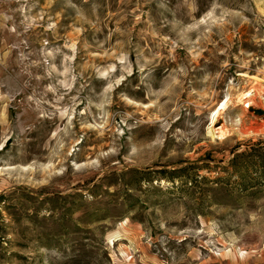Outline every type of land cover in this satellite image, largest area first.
Segmentation results:
<instances>
[{
  "label": "rangeland",
  "instance_id": "obj_1",
  "mask_svg": "<svg viewBox=\"0 0 264 264\" xmlns=\"http://www.w3.org/2000/svg\"><path fill=\"white\" fill-rule=\"evenodd\" d=\"M260 110L264 0H0V264H264Z\"/></svg>",
  "mask_w": 264,
  "mask_h": 264
},
{
  "label": "trees",
  "instance_id": "obj_2",
  "mask_svg": "<svg viewBox=\"0 0 264 264\" xmlns=\"http://www.w3.org/2000/svg\"><path fill=\"white\" fill-rule=\"evenodd\" d=\"M231 169L237 178L234 184L241 192L259 193L264 188V151L241 156L232 162Z\"/></svg>",
  "mask_w": 264,
  "mask_h": 264
},
{
  "label": "bare ground",
  "instance_id": "obj_3",
  "mask_svg": "<svg viewBox=\"0 0 264 264\" xmlns=\"http://www.w3.org/2000/svg\"><path fill=\"white\" fill-rule=\"evenodd\" d=\"M246 76V75H245ZM253 96L252 92H247L245 94H243V98L246 99V100H249L251 99ZM243 100V99H242ZM244 101V100H243ZM228 102L229 100L225 101L221 107L215 112V114L213 115L212 117V123H211V128L213 130V128L216 127L217 125V122L220 121V119L222 118L221 115L224 114L227 109H228ZM241 102V101H240ZM242 104V103H241ZM245 106L247 108H250L251 107V101H247L245 103ZM218 127V126H217ZM216 131L218 133V137L220 139H226L228 137H230L232 134L230 133V131L228 130V128L224 127V126H221L219 128H216Z\"/></svg>",
  "mask_w": 264,
  "mask_h": 264
},
{
  "label": "water",
  "instance_id": "obj_4",
  "mask_svg": "<svg viewBox=\"0 0 264 264\" xmlns=\"http://www.w3.org/2000/svg\"><path fill=\"white\" fill-rule=\"evenodd\" d=\"M257 113L258 114H263L264 112L260 110V111H257Z\"/></svg>",
  "mask_w": 264,
  "mask_h": 264
}]
</instances>
